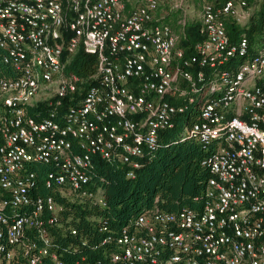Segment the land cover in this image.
Listing matches in <instances>:
<instances>
[{
    "label": "built area",
    "instance_id": "built-area-1",
    "mask_svg": "<svg viewBox=\"0 0 264 264\" xmlns=\"http://www.w3.org/2000/svg\"><path fill=\"white\" fill-rule=\"evenodd\" d=\"M183 2L0 0V264H66L50 236L64 206L35 194L34 166L49 167L44 184L63 198L103 206L94 158L128 164L133 178L184 115L182 136L209 150L202 194L138 214L108 262L264 264V25L254 43H232L225 17L247 25L251 8L203 0V38L187 54ZM178 10L176 31L163 20ZM78 48L96 56L95 84L81 92L66 73Z\"/></svg>",
    "mask_w": 264,
    "mask_h": 264
},
{
    "label": "trees",
    "instance_id": "trees-1",
    "mask_svg": "<svg viewBox=\"0 0 264 264\" xmlns=\"http://www.w3.org/2000/svg\"><path fill=\"white\" fill-rule=\"evenodd\" d=\"M194 1L199 4L200 0ZM245 1L251 8L247 25L237 24L231 16L225 17V29L232 43L243 34L250 43H254L264 25V0ZM180 15V11L170 12L163 21L177 31ZM199 26V21L193 20L186 22L183 28L179 46L187 54H191L193 46L203 38ZM95 72L96 56L81 48L70 57L66 66L67 74H75L82 80L80 92L95 84V79L91 78ZM66 105L67 102L64 107ZM39 106L42 116L47 108ZM187 121L189 117L184 115L173 127L161 132L158 146L140 158L141 165L133 170V178L127 176L131 169L128 164L94 158V166L90 170L91 187L101 188L105 200L103 206L87 200L78 202L63 198L44 184V175L49 167L34 166L35 194L53 196L64 206L63 226L49 230L54 248L66 264H93L96 261L118 264L108 262L106 255L117 250L114 239L123 226L134 223L138 214L154 207L177 211L183 206L194 205L193 198L202 194L210 175L209 170L202 166L209 150L198 141L182 136V128ZM105 221L107 226L103 230L99 225ZM70 228L75 229L76 234H72ZM107 236H111L112 241L102 243Z\"/></svg>",
    "mask_w": 264,
    "mask_h": 264
},
{
    "label": "rangeland",
    "instance_id": "rangeland-1",
    "mask_svg": "<svg viewBox=\"0 0 264 264\" xmlns=\"http://www.w3.org/2000/svg\"><path fill=\"white\" fill-rule=\"evenodd\" d=\"M184 2V7L187 10V15H186V19L187 22L190 21H197L198 20V15H199V9H200V5L202 4L203 0L199 1V4H196V2L194 0H183ZM179 11V10H178ZM182 12L183 10L180 12L182 17ZM169 13V12H167Z\"/></svg>",
    "mask_w": 264,
    "mask_h": 264
}]
</instances>
